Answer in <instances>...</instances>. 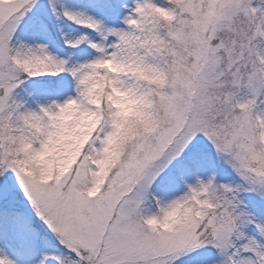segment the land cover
Returning <instances> with one entry per match:
<instances>
[{"label":"snow or ice","instance_id":"snow-or-ice-1","mask_svg":"<svg viewBox=\"0 0 264 264\" xmlns=\"http://www.w3.org/2000/svg\"><path fill=\"white\" fill-rule=\"evenodd\" d=\"M0 264H264V0H0Z\"/></svg>","mask_w":264,"mask_h":264}]
</instances>
